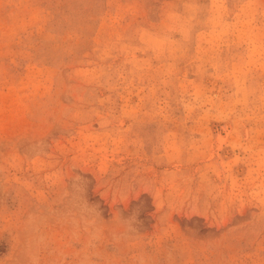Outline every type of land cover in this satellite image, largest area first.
Segmentation results:
<instances>
[{"label": "rangeland", "instance_id": "374dc122", "mask_svg": "<svg viewBox=\"0 0 264 264\" xmlns=\"http://www.w3.org/2000/svg\"><path fill=\"white\" fill-rule=\"evenodd\" d=\"M0 264H264V0H0Z\"/></svg>", "mask_w": 264, "mask_h": 264}]
</instances>
